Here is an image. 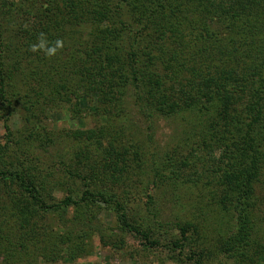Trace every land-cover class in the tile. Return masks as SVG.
Listing matches in <instances>:
<instances>
[{
	"label": "trees",
	"instance_id": "obj_1",
	"mask_svg": "<svg viewBox=\"0 0 264 264\" xmlns=\"http://www.w3.org/2000/svg\"><path fill=\"white\" fill-rule=\"evenodd\" d=\"M18 2L0 3V16L11 15L17 31V39L9 32L4 44L0 27V44L7 49L10 40L17 43L22 39L20 50L14 49L13 63L6 71L0 58V114L4 115L8 138L14 136L7 123L12 104L5 87L10 85L9 79H13L10 72L17 75L25 67H33L30 73L37 84L35 87L33 83L29 91L44 97L46 105L56 108V112L66 104L71 106V88L75 87V96L79 88L89 95L105 83L110 84V88L132 86L139 103L137 108L147 118L157 112L172 114L184 110L191 113L197 109L203 114L216 109L205 134L207 146L213 143L222 148L231 167L216 183L218 188L221 185L223 199L237 210V229L230 238L231 243L227 244L239 258L238 264H264V255L256 251L259 240L255 237L257 231L252 225L250 210L256 203L255 184L264 172V0ZM16 10L23 13L20 22L14 20ZM41 32L49 41L62 38L65 45H70L64 58L58 55L48 58L38 53L41 56L38 60L30 58L32 54L27 50ZM26 55L27 62L18 67ZM33 64L38 65L43 77L50 76L47 82L33 79L36 76ZM22 92H17L21 98L30 95L24 89ZM115 93L121 92H106L100 104H106ZM26 101L22 100L26 109L34 106V103L27 106ZM77 102L79 100L75 102L78 105ZM73 132L77 134L80 130ZM31 140V137L20 139L25 145ZM8 148V144H0V188L4 186V191L8 192L16 187L19 193L14 201L0 196V264H34L41 256L53 262L58 258L71 259L75 251H83L90 238L86 231L68 236V250L62 253V248L52 259L49 255L56 251L53 244L57 239L63 240L65 230L39 221L51 211L80 207L93 200L112 207L123 230L134 232L150 245L157 244V239L151 237L149 224L144 227L143 221L135 222L120 200L102 192L87 188L78 199L68 194L57 202L47 201L43 191L52 190L63 182L53 180L51 170L43 171L36 156L34 161L23 157L27 161L9 167L10 163L4 160ZM26 152L32 155L31 148ZM111 152L112 149L108 154ZM88 173L86 177L81 176L82 179L89 180ZM148 189L145 207L150 220L155 221L161 208L155 194ZM176 226L180 238L172 240L170 247L181 249L193 226L191 221H179ZM187 259L202 264V253L190 251Z\"/></svg>",
	"mask_w": 264,
	"mask_h": 264
},
{
	"label": "rangeland",
	"instance_id": "obj_2",
	"mask_svg": "<svg viewBox=\"0 0 264 264\" xmlns=\"http://www.w3.org/2000/svg\"><path fill=\"white\" fill-rule=\"evenodd\" d=\"M9 1L0 0V3ZM14 15V20L20 22L23 13L16 10ZM0 27L4 44L8 41L9 32L17 39L11 15L0 16ZM84 31H88L86 26ZM21 43L22 39L17 43L10 40L7 49L0 44V58L5 71L12 65L14 49L19 51ZM69 49L70 45H65L58 56L64 58ZM27 52L32 54L30 58L33 60L41 57L29 48ZM26 62L27 55L18 67H23ZM32 68L25 67L17 75L11 71L13 79H9L10 85L5 87L10 92L12 104L7 123L14 137L8 138L3 124L4 115L0 114V144L9 146L4 157L10 163L9 167L27 161L23 157H29L31 161L38 157L43 171L46 169L48 173L51 170L54 173L52 179L63 182L52 190L43 191L47 201L57 202L68 194L78 199L87 188L102 192L107 197L120 200L135 222L143 221L144 227L149 224L152 239H157L156 245L146 243L139 235L120 227L112 207L101 201H88L80 207L51 211L43 221H39L65 230L63 240L57 239L53 244L56 251L49 255L52 259L62 248V253L68 250V236L86 231L90 238L83 251H75L71 259L58 258L53 262L41 256L34 264H194L187 259L190 251H201L202 264H238L239 258L227 244L231 243L230 238L237 229V210L223 199L219 189L221 185L218 188L216 184L230 172L229 159L219 146L213 143L207 146L208 136L205 134L206 127L217 113L216 109L203 110V114L197 109L191 113L184 110L172 114L157 112L147 118L137 108L139 103L132 86L113 85L110 88L111 85L105 83L89 95L79 88L75 96V87L71 88V106L66 104L56 112V108L46 105L44 97H37L29 91L33 83L37 86L30 73ZM39 69L38 65L34 67L36 76L33 79L47 82L50 76L43 77ZM22 89L30 95L19 97L17 92L20 90L23 94ZM110 90H120L121 93H115L111 100H106V104H100L102 95ZM24 99H27V106L31 103L34 106L26 109L22 106ZM77 100L78 105L75 103ZM74 130H80L79 136ZM30 137L32 140L27 145L20 141ZM28 148H31L30 156L24 153ZM116 152L118 155L114 156ZM87 172L89 180L82 179L81 176L86 177ZM5 188H0V196L6 201H14L19 189L12 187L7 192ZM148 188L155 194L161 208L155 221L150 220L145 207ZM263 197L264 172L255 184L256 203L250 208L252 225L257 231L255 237L259 240L256 251L261 255H264ZM179 221H191L193 228L184 247L174 249L170 242L180 238L176 226Z\"/></svg>",
	"mask_w": 264,
	"mask_h": 264
},
{
	"label": "clouds",
	"instance_id": "obj_3",
	"mask_svg": "<svg viewBox=\"0 0 264 264\" xmlns=\"http://www.w3.org/2000/svg\"><path fill=\"white\" fill-rule=\"evenodd\" d=\"M65 47L64 40L57 38L54 41H49L47 35L43 32L38 34L37 41L30 45V51L33 53L43 52L48 58L58 55Z\"/></svg>",
	"mask_w": 264,
	"mask_h": 264
}]
</instances>
